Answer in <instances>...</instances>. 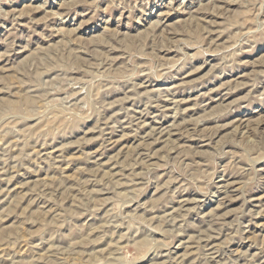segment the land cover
I'll use <instances>...</instances> for the list:
<instances>
[{"label":"rangeland","instance_id":"1","mask_svg":"<svg viewBox=\"0 0 264 264\" xmlns=\"http://www.w3.org/2000/svg\"><path fill=\"white\" fill-rule=\"evenodd\" d=\"M0 264H264V0H0Z\"/></svg>","mask_w":264,"mask_h":264}]
</instances>
